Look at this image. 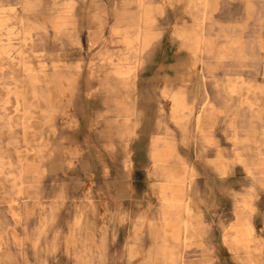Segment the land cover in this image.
Segmentation results:
<instances>
[{
	"label": "rangeland",
	"instance_id": "rangeland-1",
	"mask_svg": "<svg viewBox=\"0 0 264 264\" xmlns=\"http://www.w3.org/2000/svg\"><path fill=\"white\" fill-rule=\"evenodd\" d=\"M0 45V264H264V0H0Z\"/></svg>",
	"mask_w": 264,
	"mask_h": 264
},
{
	"label": "crops",
	"instance_id": "crops-1",
	"mask_svg": "<svg viewBox=\"0 0 264 264\" xmlns=\"http://www.w3.org/2000/svg\"><path fill=\"white\" fill-rule=\"evenodd\" d=\"M153 8H154V5H153ZM151 17H152V15L150 14L149 19H151ZM199 33H200L199 36H193V35L190 36V38H191L190 39L191 40L190 46L194 50H196L197 52L201 51L202 45L205 42V38L203 37V33L201 31ZM142 35H143V33H142ZM145 40L148 44L149 33H147L145 35ZM119 77H120L119 79L121 80V87L119 88V91H118L119 92V100L121 101L122 105H124L127 102V98L128 99L131 98V95H130L131 93L128 89L129 88L128 86H129L130 82H135V80H136L135 71L133 68H130L127 73L122 71L121 74L119 75ZM184 94L185 93L183 91H177L175 94H173V99H172L173 100V111H174V114L176 116H180L181 114L186 113V111H187L186 105H185ZM122 105H121V107H123ZM143 113L144 112L140 113L141 117H142ZM123 114H125L127 117H132V116H136V114H138V113H136V111L131 109V108H126L125 110H123ZM129 123H130V120H129ZM172 148L173 147L171 146V144L165 143L164 149L163 150L161 149V151L157 150L156 156L158 158H165L168 155L172 154V152H173ZM178 184L179 183H176L175 186L178 187ZM184 190L185 189L182 188V192H180L179 195L176 197V201H172V202L176 203V202H181V201L185 200L186 199L185 198L186 193ZM168 200L171 201L172 200L171 197H169ZM181 223H182L181 226H182V230H183L182 232L188 233V230L190 228L189 221L183 220Z\"/></svg>",
	"mask_w": 264,
	"mask_h": 264
},
{
	"label": "bare ground",
	"instance_id": "bare-ground-1",
	"mask_svg": "<svg viewBox=\"0 0 264 264\" xmlns=\"http://www.w3.org/2000/svg\"><path fill=\"white\" fill-rule=\"evenodd\" d=\"M5 5V4H4ZM204 8V7H203ZM206 10V9H205ZM207 13L208 12H206L205 13V15H204V19L206 20L207 19ZM16 21V20H15ZM24 21V20H23ZM26 21H28V20H26ZM207 21V20H206ZM29 22V21H28ZM203 22V21H202ZM16 23V22H15ZM204 23V22H203ZM27 24V23H26ZM6 25V24H5ZM11 25V24H10ZM12 25H14V24H12ZM9 26V25H8ZM206 26V25H205ZM10 30V29H9ZM16 30V29H15ZM14 30V31H15ZM14 31H12V32H14ZM17 33V32H16ZM6 39V38H5ZM9 41H11V40H9ZM1 42H2V40H1ZM6 42V41H5ZM11 43V42H10ZM4 44V43H3ZM12 44V43H11ZM8 45V44H7ZM1 46V45H0ZM9 48V47H8ZM4 49V48H3ZM6 49V48H5ZM11 50V49H10ZM4 52V51H3ZM18 52V51H17ZM19 53V52H18ZM13 54H14V52H13ZM17 54V53H16ZM8 55H9V53H8ZM14 56H15V54H14ZM16 57V56H15ZM19 57H20V55H19ZM3 58V57H2ZM7 58H9V57H7ZM24 58V57H23ZM14 59V58H13ZM15 60V59H14ZM24 61V60H23ZM23 61H22V63H23ZM1 63V62H0ZM15 63V62H14ZM21 64V63H20ZM3 65H5V64H3ZM24 65V64H23ZM6 66V65H5ZM8 66V65H7ZM9 67V66H8ZM11 71V70H10ZM19 74V73H18ZM14 76V75H13ZM20 77V76H19ZM18 77V78H19ZM2 79H3V77H2ZM5 81V80H4ZM22 83H23V81H22ZM21 83V84H22ZM6 89V88H5ZM14 94V93H13ZM16 96V95H15ZM14 97V96H13ZM20 101V100H19ZM8 105V104H7ZM16 106V105H15ZM7 107V106H6ZM9 108V107H8ZM5 110V109H4ZM18 110V109H17ZM41 122V121H40ZM39 124V123H38ZM37 127V126H36ZM7 150V149H6ZM4 151V150H3ZM10 153V152H9ZM19 153V152H18ZM4 154V153H3ZM10 155V154H9ZM11 156V155H10ZM6 158V157H5ZM13 158V157H12ZM22 160V159H21ZM13 161H15V159L13 160ZM16 162V161H15ZM19 162H20V160H19ZM246 164V163H245ZM11 165V164H10ZM32 165V164H31ZM35 165V164H34ZM37 166V165H36ZM1 167V166H0ZM5 167V166H4ZM8 167V166H7ZM26 167V166H25ZM2 168V167H1ZM1 186V185H0Z\"/></svg>",
	"mask_w": 264,
	"mask_h": 264
}]
</instances>
